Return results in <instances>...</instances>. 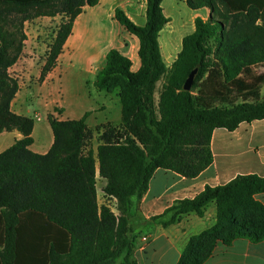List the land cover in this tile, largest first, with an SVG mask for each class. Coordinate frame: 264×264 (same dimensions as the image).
Here are the masks:
<instances>
[{"label":"trees","instance_id":"1","mask_svg":"<svg viewBox=\"0 0 264 264\" xmlns=\"http://www.w3.org/2000/svg\"><path fill=\"white\" fill-rule=\"evenodd\" d=\"M99 0H0V133L17 129L22 138L0 152V264H138L131 256L129 220L157 168L196 177L213 160V130L264 119L260 90L264 70V0H186L190 9L208 7L207 19L194 18V30L167 70L159 32L169 21L162 0H146L140 26L115 9L114 18L138 39L140 66L119 50L106 53L95 86L117 91L119 126L103 125L96 149L85 148L89 112L79 119L47 118L53 143L45 154L31 151L33 118L14 113L10 102L18 80L8 68L23 49V24L40 16L65 14L49 45L39 80L54 66L74 18ZM10 14H14L10 17ZM261 22L258 23L257 21ZM196 69L190 90L183 84ZM166 75L155 103L156 82ZM96 171L103 191L118 200L120 216L99 204ZM264 175L238 174L223 184L205 185L193 197L178 199L144 223L166 227L184 214L202 216L216 205V221L191 237L179 264H201L216 241L264 239Z\"/></svg>","mask_w":264,"mask_h":264},{"label":"crops","instance_id":"2","mask_svg":"<svg viewBox=\"0 0 264 264\" xmlns=\"http://www.w3.org/2000/svg\"><path fill=\"white\" fill-rule=\"evenodd\" d=\"M182 1L186 3V0ZM116 8L121 9L135 24H145L146 0H99L96 5L84 6L74 18L71 32L54 66L42 80L39 77L46 57L34 51L33 46L26 49L23 46L18 59L8 68L9 74L18 80V90L10 102V109L16 114L32 117L34 121L33 142L29 145L31 151L45 154L53 143L48 114L59 120H69L79 119L89 112L86 124L93 137L101 134L103 128L97 131L99 125H120L121 104L117 91L106 92L95 86L97 73L105 66L108 50L115 48L129 57L131 69L138 56V39L114 18ZM192 10L193 18L200 16L205 20L211 14L206 6ZM163 12L168 17L164 7ZM159 46L161 52L163 46L160 41ZM180 49L176 50L172 63ZM162 57L166 65L165 54ZM166 67L168 70L169 66ZM163 77L155 85V103L159 99L158 83ZM115 96L120 105V118L115 114V118L111 119L107 112L111 108L116 112L117 104L112 102ZM21 138L22 134L17 129L2 131L0 152ZM210 147L213 160L196 177L186 178L163 168L154 171L148 189L136 203L131 217L133 230L138 228L132 235L131 256L138 264H179L191 237L215 223L216 205L213 201L209 202L202 216L189 212L166 227L155 224L142 231L151 216L162 213L178 199L193 197L205 185L223 184L238 174L264 175V119L243 121L232 131L215 128ZM98 176L96 171L97 196ZM99 183L103 191L106 179L100 176ZM108 197L115 199L107 195L103 200ZM254 197L264 204V192ZM201 264H264V239L252 242L247 238H236L229 245L217 240L210 255Z\"/></svg>","mask_w":264,"mask_h":264},{"label":"rangeland","instance_id":"3","mask_svg":"<svg viewBox=\"0 0 264 264\" xmlns=\"http://www.w3.org/2000/svg\"><path fill=\"white\" fill-rule=\"evenodd\" d=\"M141 2L143 0H140ZM162 6L165 9L166 14L169 17V21L165 26L163 27V30L159 32V41L162 43V55L165 54L164 59L166 60V65L169 66L168 70H170V65L174 59V55H176V50L180 49L181 47V39L184 35L191 33L194 30V18H193V10L190 9L186 3H184L182 0H163ZM10 17H13L14 14H10ZM66 18L65 14H57L55 17H46V16H40L36 17L31 20H27L23 24V30L26 34V38L23 41V46L26 49L28 46L29 48L35 47L34 51H39L40 55L43 57H46L47 52L49 50V45L52 42V40L55 37L56 31L58 29V26L60 22ZM258 23L261 21L258 20ZM140 65V61L138 56L134 59L132 70L138 69ZM264 70V65H255L253 68L254 72L262 71ZM166 78V75L159 81L157 90H160L162 83L164 82ZM263 91L262 96L264 98V85L261 86ZM112 102L117 104V110L113 111L112 108L110 111L111 113H108V116L113 119L115 118V114L120 118V105L118 98L115 96V100ZM114 107V106H113ZM106 114V113H104ZM114 126H119V124L111 123ZM100 127L103 128V126L99 125L97 126V131L100 129ZM99 141V137H93V134L90 135V137L87 139L85 148H94ZM97 188H98V202L99 204H103V202L108 205L112 211L117 215L120 216V211L118 208V200L112 197L105 198L103 200V197L107 196L102 191V187L99 183L100 176L97 177ZM108 203V204H107ZM129 226H130V234L129 237L133 235V233L138 229L137 227H134V230L131 226V218L129 220ZM142 231L145 230V228L141 229Z\"/></svg>","mask_w":264,"mask_h":264},{"label":"water","instance_id":"4","mask_svg":"<svg viewBox=\"0 0 264 264\" xmlns=\"http://www.w3.org/2000/svg\"><path fill=\"white\" fill-rule=\"evenodd\" d=\"M196 69H193L190 73H189V75H188V77L186 78V80H185V82H184V84H183V88L185 89V90H190L191 89V86H192V83H193V80H194V77H195V73H196Z\"/></svg>","mask_w":264,"mask_h":264}]
</instances>
